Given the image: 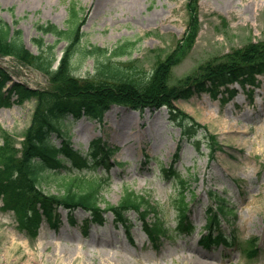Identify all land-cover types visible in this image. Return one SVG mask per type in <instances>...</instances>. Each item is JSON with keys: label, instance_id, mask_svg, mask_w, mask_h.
I'll return each instance as SVG.
<instances>
[{"label": "rangeland", "instance_id": "1", "mask_svg": "<svg viewBox=\"0 0 264 264\" xmlns=\"http://www.w3.org/2000/svg\"><path fill=\"white\" fill-rule=\"evenodd\" d=\"M196 1L0 0V16L22 30L26 46L39 53L36 38L52 44L56 37L40 32L36 24L53 22L67 28L75 6L85 16L83 43L112 52L119 44L135 42L131 56L124 55L116 63H133L128 64L127 71L136 70L141 77L149 75L155 63L171 55L180 43L184 47L177 55H182L192 21L198 34L174 67L175 78L191 73L211 58L264 40V0ZM66 45L65 39L58 43L59 54ZM94 63L88 58L75 68L76 73L84 74ZM1 68L0 88L4 86L6 96L13 82L32 87L47 85L42 72L15 56H0ZM241 76L245 75L239 79ZM253 82L219 84L211 92H197L173 102L172 108L186 114L184 122L195 133L184 140L176 162L173 158L182 120L172 116L169 106L143 109L133 122L116 112L105 115L101 123L87 117L72 123L75 148L88 152L90 142L97 138L118 147L110 173L112 182L103 192L106 202L118 204L128 189L149 195L164 209L168 231L159 236L158 242L152 243L143 229L144 222L152 221L153 216L142 220L133 210L123 223L110 210L103 212L102 221H92L89 212L77 209L72 223L67 209L53 205L52 220L61 218L58 228L51 226L41 209L35 231L20 228L12 211L0 210V264H264V75ZM230 90L235 91L232 97ZM16 98L12 93L3 102ZM34 105L30 100L0 104V132L3 128L13 134L18 146ZM146 155L150 159L146 160ZM173 162L175 175L166 171ZM179 178L191 186L186 196L195 227L190 233L177 229L181 218H177L173 198L184 188ZM211 191L226 196L227 206L234 208L236 216L222 215L219 226L241 244L201 246L202 235L208 233L205 224L212 204ZM255 237L258 251L251 256L245 247Z\"/></svg>", "mask_w": 264, "mask_h": 264}, {"label": "trees", "instance_id": "2", "mask_svg": "<svg viewBox=\"0 0 264 264\" xmlns=\"http://www.w3.org/2000/svg\"><path fill=\"white\" fill-rule=\"evenodd\" d=\"M77 13L78 11L73 8L72 25L67 30L60 29L54 24L38 26L46 33L53 32L60 39L70 40L56 69L52 68L55 60L54 45L47 48V55H35L25 47L20 32H13L10 26L0 19V53L13 54L49 76V86L46 88L31 89L22 84L14 86L21 100L35 98L33 121L25 134L21 155L9 134L5 136L4 144L0 146V158L3 159L0 162V196L4 201L2 209L14 210L19 226L29 230L35 231L34 227H37L40 221L37 205L44 209L50 221L54 203L70 209L83 207L90 210L95 219H98L100 203L106 201L102 195L106 178L95 171L100 163L101 165L102 162L105 163V159L111 156L113 150L106 149L103 144L107 150L105 151L101 144L95 143V154L92 159L73 149L66 122L69 115L78 118L86 114L91 118L100 119L113 102L133 107L172 105L175 99L189 97L195 91L209 89L206 86L207 80L215 84L216 80L230 81L231 76L236 75L238 71L264 72V41H258L250 42L220 58H211L199 65L193 73L174 78L173 68L192 47L198 31L196 22L192 21L190 33L184 40L187 49L183 50L182 55H177L184 47V44L180 43L178 49L171 55L163 61L156 62L151 74L141 77L137 75L136 70L135 73L127 71L128 64L133 63L114 62V58L128 53L125 48H128L129 42L117 46L118 48L110 55L98 46L78 48L81 24ZM38 42L43 47L44 41L39 39ZM74 51L76 53L79 51L80 55L75 60ZM89 57L95 60L94 73H88L83 78L74 75L73 69L78 60L84 62ZM2 98L0 92V101ZM185 128L183 124V129ZM53 134L62 137L61 146L53 141ZM187 134L184 132V136ZM99 155L102 158L97 159ZM179 200L180 215L184 217L189 206L183 192ZM219 201L220 206L224 208L225 199L221 197ZM107 205L117 219L124 220L125 211L130 208L140 210V207L143 217L150 211L159 217L157 208L151 205L150 200L134 191H126L117 205L111 206L109 203ZM55 220L53 223H57L58 219ZM153 226L146 227L152 231L160 230V226ZM186 227L189 228V225Z\"/></svg>", "mask_w": 264, "mask_h": 264}, {"label": "bare ground", "instance_id": "3", "mask_svg": "<svg viewBox=\"0 0 264 264\" xmlns=\"http://www.w3.org/2000/svg\"><path fill=\"white\" fill-rule=\"evenodd\" d=\"M116 112H122L123 116L129 118L131 122H133L135 120V117H137L140 114L138 110L129 109L127 106L124 105L115 104L111 106L110 110L106 113V116L112 115ZM146 113H150V110H146ZM199 255L202 254L199 252Z\"/></svg>", "mask_w": 264, "mask_h": 264}]
</instances>
